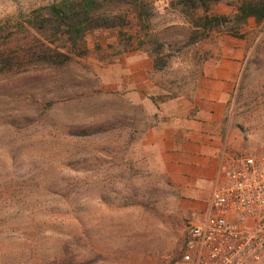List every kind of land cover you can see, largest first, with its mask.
<instances>
[{"label":"rangeland","instance_id":"1","mask_svg":"<svg viewBox=\"0 0 264 264\" xmlns=\"http://www.w3.org/2000/svg\"><path fill=\"white\" fill-rule=\"evenodd\" d=\"M56 1L0 0V21ZM233 1L213 14L233 15ZM156 6L154 24L181 40L186 20L168 0ZM240 33L243 74L226 124L242 136L240 151L261 155L264 21L251 19ZM118 34H89L87 58L64 69L0 74V264H181L189 227L207 208H187L191 198L165 172L149 135L165 123L163 103L158 110L151 101L164 80L152 79L146 52L121 54ZM230 37L191 49L165 81L189 77L195 52L208 60Z\"/></svg>","mask_w":264,"mask_h":264},{"label":"trees","instance_id":"2","mask_svg":"<svg viewBox=\"0 0 264 264\" xmlns=\"http://www.w3.org/2000/svg\"><path fill=\"white\" fill-rule=\"evenodd\" d=\"M187 25L181 40H171L170 28L154 24L159 0H59L48 6L0 21V74L11 78L41 69L61 70L87 58V36L100 30L119 31L122 53L144 51L154 61L152 79L161 75L156 85L164 91L151 101L160 103L180 97L192 98L203 75L206 57L194 53V72L180 83L165 81L173 64L203 41L223 32L243 39L241 29L249 20L264 21V0L231 2L233 15L213 14V8L225 0H168ZM131 31L127 35L124 31ZM169 48V52L167 51ZM193 85V88H190Z\"/></svg>","mask_w":264,"mask_h":264},{"label":"crops","instance_id":"3","mask_svg":"<svg viewBox=\"0 0 264 264\" xmlns=\"http://www.w3.org/2000/svg\"><path fill=\"white\" fill-rule=\"evenodd\" d=\"M230 38L233 43L227 44L226 39L205 61L193 97L164 102L161 114L165 123L149 133L165 172L191 198L187 208L208 207L222 150L227 148L231 154L242 151V136L226 122L229 102L242 78L245 50L234 44L240 38Z\"/></svg>","mask_w":264,"mask_h":264},{"label":"built area","instance_id":"4","mask_svg":"<svg viewBox=\"0 0 264 264\" xmlns=\"http://www.w3.org/2000/svg\"><path fill=\"white\" fill-rule=\"evenodd\" d=\"M204 218L191 224L181 264H253L264 258V154L219 155Z\"/></svg>","mask_w":264,"mask_h":264}]
</instances>
